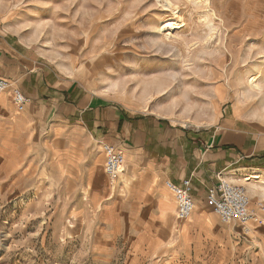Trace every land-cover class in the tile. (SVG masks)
<instances>
[{
	"label": "rangeland",
	"instance_id": "374dc122",
	"mask_svg": "<svg viewBox=\"0 0 264 264\" xmlns=\"http://www.w3.org/2000/svg\"><path fill=\"white\" fill-rule=\"evenodd\" d=\"M0 31L134 113L208 128L239 107L264 125V0H0ZM12 110L0 107V264H264L262 241L238 226L213 216L198 230L176 219V202L158 214L85 186L87 140L80 168L56 157L72 151L74 121Z\"/></svg>",
	"mask_w": 264,
	"mask_h": 264
},
{
	"label": "crops",
	"instance_id": "0c3cea01",
	"mask_svg": "<svg viewBox=\"0 0 264 264\" xmlns=\"http://www.w3.org/2000/svg\"><path fill=\"white\" fill-rule=\"evenodd\" d=\"M0 77L8 79L30 99L24 112L19 113L27 120H42L54 110L66 122L74 121L67 136L72 151L64 149L56 153L60 164L77 168L84 165L80 162L84 147L81 141L87 140L92 148L87 153L86 170L82 171L85 186H102L100 189L106 193L111 190L107 186H112L117 195L124 196L125 206H142L151 201L158 214L174 212L175 200L170 198L169 195L174 199L165 183L181 186L189 180L195 211L188 221L180 222L205 230L212 225L213 216L220 220L208 201V192L218 185L220 174L231 181L236 172L245 171L244 176L237 178L259 173L264 180V125L245 119L239 107L230 108L228 113L224 110L218 122L208 128H185L155 115L134 113L94 98L76 80L64 78L15 35L3 31H0ZM12 106L16 110L13 90H8L0 98V107L12 113ZM103 144L115 146L125 156L124 172L116 182L105 173ZM262 187L251 195L246 189L251 209L264 222V211L259 210L258 204L252 208L256 199L264 200ZM228 227L235 232L236 225ZM253 233L257 241H251V245L261 241L264 244V224Z\"/></svg>",
	"mask_w": 264,
	"mask_h": 264
},
{
	"label": "built area",
	"instance_id": "2783aa9c",
	"mask_svg": "<svg viewBox=\"0 0 264 264\" xmlns=\"http://www.w3.org/2000/svg\"><path fill=\"white\" fill-rule=\"evenodd\" d=\"M12 89L13 104L18 113L24 112L30 104V99L5 78L0 77V94ZM105 155V172L111 180H117L124 172L125 156L122 151L110 144H103ZM218 185L208 192V201L214 208V212L224 224L232 221L239 223V228L245 236L254 232L255 228L264 224L259 216L251 209V201L247 189L242 184L230 182L227 177L220 174ZM166 188L172 193L177 205L176 218L179 221H187L194 211L193 187L189 180H185L181 186L171 182L165 183ZM258 208L264 211V204H258Z\"/></svg>",
	"mask_w": 264,
	"mask_h": 264
},
{
	"label": "bare ground",
	"instance_id": "6f19581e",
	"mask_svg": "<svg viewBox=\"0 0 264 264\" xmlns=\"http://www.w3.org/2000/svg\"><path fill=\"white\" fill-rule=\"evenodd\" d=\"M169 22V21H168ZM171 23V24H170ZM170 28V29H174V28H177V25L176 24H172V22H169V25L167 26V28ZM170 34H168L167 36H169ZM254 80L252 79L251 80V83L253 84V86H255V83L253 82ZM257 87V86H256ZM8 91V90H7ZM7 91H5V92H3L2 94H0V98L7 92ZM10 91H12V89H9V92ZM106 173V172H105ZM109 178V177H108ZM110 179V178H109ZM111 180V179H110ZM118 180V179H117ZM117 180H111L112 182H116ZM263 179L261 178V176L259 175V173H255V174H252V175H249V176H247V177H244L243 179H238V178H233V179H231V181L230 182H233V183H237V182H239V181H241V182H243L245 185H247V188H248V191H249V193H250V195H251V193H253V188L254 187H257L259 184H260V182L262 181ZM194 211H195V205H194ZM194 211H193V213H194ZM215 213V212H214ZM216 214V213H215ZM193 215V214H192ZM192 217V216H191ZM190 217V218H191ZM189 218V219H190ZM188 219V220H189ZM187 220V221H188ZM230 224H234V225H236V226H238L239 227V223L237 222V221H232ZM252 238H254V233L252 232V234H251V239Z\"/></svg>",
	"mask_w": 264,
	"mask_h": 264
}]
</instances>
